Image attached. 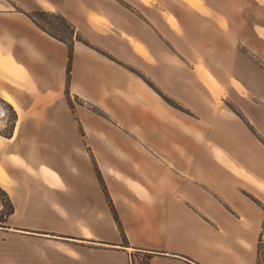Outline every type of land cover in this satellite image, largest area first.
<instances>
[{"label": "crops", "instance_id": "crops-1", "mask_svg": "<svg viewBox=\"0 0 264 264\" xmlns=\"http://www.w3.org/2000/svg\"><path fill=\"white\" fill-rule=\"evenodd\" d=\"M41 1L0 0V231L48 264H264V0ZM35 10L90 45L68 83Z\"/></svg>", "mask_w": 264, "mask_h": 264}, {"label": "rangeland", "instance_id": "rangeland-1", "mask_svg": "<svg viewBox=\"0 0 264 264\" xmlns=\"http://www.w3.org/2000/svg\"><path fill=\"white\" fill-rule=\"evenodd\" d=\"M39 19L42 24L54 23L56 26L59 25V22L50 16H43ZM5 73H7L6 70L0 65V74ZM14 121L15 113L13 110L6 104L0 102V134L6 137L9 136ZM2 192L5 193L12 205L13 203L6 190L0 186V204L2 207L0 209V221L5 222L8 218L3 220L2 214L5 210L3 209L2 202L6 200V197H4ZM20 219V215L18 214L15 218V222L20 223ZM1 226H3V224ZM34 242L35 241L32 242V240L21 238L19 233H14L13 231H0V264H48L55 258L56 255L54 252L62 251L60 246H54L53 244H32Z\"/></svg>", "mask_w": 264, "mask_h": 264}, {"label": "trees", "instance_id": "trees-1", "mask_svg": "<svg viewBox=\"0 0 264 264\" xmlns=\"http://www.w3.org/2000/svg\"><path fill=\"white\" fill-rule=\"evenodd\" d=\"M26 15L32 20V22L42 31H44L45 33H47L48 35H50L51 37H53L54 39H56L57 41L64 43L67 48H68V59H67V83L69 80V76H70V71H71V63H72V58H73V44L74 42H80L86 46H90L89 43L87 41H85L81 35L79 33H77L75 27L61 14L59 13H50V12H43V11H35V12H30V13H26ZM43 16H50L54 19H56L59 23V25H55L54 23H46V24H42L40 22V17ZM148 83V82H147ZM149 84V83H148ZM67 99L69 102L70 107L73 109V103L72 100L70 98L69 95H67ZM163 99L171 106L181 109V107H179L178 105H176L174 102H172L171 100L167 99L166 97H163ZM92 110L98 114L99 111H97L96 109L92 108ZM97 173V178L99 181V184L102 188V191L104 193V195L107 198V201L109 203V207L110 210L112 212L113 218L116 221V223L119 224L118 221V217L117 214L115 212V209L113 207V204L109 198V195L107 193V189L106 186L102 180V177L99 173V171H96ZM3 193V192H2ZM4 197H6L5 193H3ZM6 201V202H5ZM3 201V209L5 210L3 215V220L7 219L9 216H11L14 213V207L11 204V202L8 200V198L6 197V200ZM4 223V221H0V227L2 224Z\"/></svg>", "mask_w": 264, "mask_h": 264}, {"label": "built area", "instance_id": "built-area-1", "mask_svg": "<svg viewBox=\"0 0 264 264\" xmlns=\"http://www.w3.org/2000/svg\"><path fill=\"white\" fill-rule=\"evenodd\" d=\"M258 253L262 261H264V229L260 232L258 237Z\"/></svg>", "mask_w": 264, "mask_h": 264}, {"label": "bare ground", "instance_id": "bare-ground-1", "mask_svg": "<svg viewBox=\"0 0 264 264\" xmlns=\"http://www.w3.org/2000/svg\"><path fill=\"white\" fill-rule=\"evenodd\" d=\"M43 5H45L46 7H47V5L44 3V2H42L41 0H39ZM190 1H194V0H190ZM138 43V42H137ZM15 109H17V107L15 106ZM0 177L1 178H3V176L2 175H0Z\"/></svg>", "mask_w": 264, "mask_h": 264}]
</instances>
